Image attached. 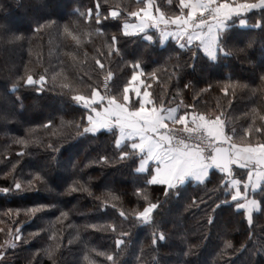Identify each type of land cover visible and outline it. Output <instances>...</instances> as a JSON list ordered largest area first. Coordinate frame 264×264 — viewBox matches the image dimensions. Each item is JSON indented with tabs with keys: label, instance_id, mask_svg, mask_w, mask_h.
<instances>
[{
	"label": "trees",
	"instance_id": "obj_1",
	"mask_svg": "<svg viewBox=\"0 0 264 264\" xmlns=\"http://www.w3.org/2000/svg\"><path fill=\"white\" fill-rule=\"evenodd\" d=\"M183 1L155 0L154 10L162 22H168L186 11L184 6L182 11L178 8ZM0 3L4 4L0 8V189H13L0 192V244L9 232H21L17 247L3 253L10 261L0 264H52L50 256L33 254L55 244L54 236L60 243L54 254L58 264L59 260L60 264H110L100 253H113L120 264H226L228 260L248 264L252 257L246 251L224 259L220 253L227 241L232 246L243 242L248 236L245 228L258 245L264 242V190L254 193L261 208L253 212V223L248 225L246 209L236 208L235 191H230L222 169L214 167L202 182L188 180L172 187L148 184L153 167L138 170L142 154L129 142L119 145L117 129L77 135L82 128L73 129L71 122L86 124L90 114L75 96L85 99L101 90L122 100L133 76L141 71L155 106L220 117L233 146L264 145V6L232 16L220 32L217 56L212 58L199 43L174 39L163 43L155 25L147 30L151 38L146 33H125L124 25L140 17L129 13L144 8L147 0ZM113 11L118 15L114 17ZM45 20L53 23L45 26ZM21 32L24 40L17 39ZM26 68L32 70L34 82H17ZM45 69L56 74L55 85L43 75ZM105 77L110 79L108 90L103 89ZM235 83L246 87L231 89ZM50 120L60 135L49 137L40 128ZM53 124L47 127L50 132ZM29 128L36 129L39 143H30L27 149L13 143V137L25 136ZM66 136V142L60 139ZM44 143L59 145V151ZM250 168L233 163L232 175L246 181ZM36 172L45 176L46 188L34 181L33 187L15 189L14 181L26 185ZM74 182L88 191H69ZM149 201L157 204L151 221L138 222L135 211ZM39 204L49 207L30 215L28 210ZM122 209L126 216L120 215ZM92 224L97 227H89ZM32 232L39 234L28 237ZM117 239L125 243L118 246ZM255 259L256 264H264V253Z\"/></svg>",
	"mask_w": 264,
	"mask_h": 264
},
{
	"label": "crops",
	"instance_id": "obj_2",
	"mask_svg": "<svg viewBox=\"0 0 264 264\" xmlns=\"http://www.w3.org/2000/svg\"><path fill=\"white\" fill-rule=\"evenodd\" d=\"M204 1L196 0V4L188 7L190 12L188 11L184 15L173 18L168 22L161 21L153 24L160 28L163 43H166L169 39L188 44L199 43L204 52L210 57L215 58L217 56L219 35L227 26L228 20L226 19L240 14H231L227 18L219 17V20L217 18L216 20L194 25L188 16L204 9V6L209 3H204ZM263 6L264 0H260L257 3L240 5L238 12L245 14ZM233 9L231 8V10ZM143 15L146 19L151 20L160 14L155 15V10L153 9L151 13H144ZM178 21L180 23H177ZM218 21H222V23ZM243 22L246 21L243 20ZM210 23L213 25L211 32L207 28ZM126 24L129 25L127 30L125 29ZM126 24L124 25V31L127 34H147L148 29L141 23V17L136 22ZM194 32L202 35L192 37ZM165 33H167V36H165ZM147 37L151 38L149 34H147ZM190 37L192 38L190 39ZM202 39L204 42H202ZM141 73V71L135 73L130 85L126 87L124 99L122 100L106 96L101 90H95L91 97L84 99L85 105L91 104L94 106L93 108L86 106L90 110L89 115L102 113L111 123L110 127L101 126L98 131L102 129H117L118 144L123 145L129 142L133 149L142 154L139 163L140 171L146 172L152 166L153 176L151 179L155 183L166 184L168 187L185 183L188 180L202 182L210 177V173L215 166L213 165V153L209 149L183 145L179 146V148L185 150V155L180 156L176 151H169L170 149H177L178 146H175L172 141L169 142L163 139L164 135L160 133V129L165 125L186 123L198 128H205L226 145L232 146L233 163L240 166L251 164L246 180L248 183H253L254 187H258L260 182L264 181V148L253 149V147H248L253 149V151H249L231 145L223 122L219 119L210 120L205 115L195 112L183 113L178 106L169 108L155 106L151 100L150 92L145 87V81ZM135 104L137 106H133ZM169 109H178L176 119H168ZM257 169L259 170L257 171ZM180 171H187L183 181L169 186L168 180L174 179ZM234 182L239 188V182H242V180L235 177ZM241 191L253 192L251 188H248L247 184L244 185V188L241 187ZM238 199L241 200L242 204L244 203L242 198L238 197Z\"/></svg>",
	"mask_w": 264,
	"mask_h": 264
},
{
	"label": "snow or ice",
	"instance_id": "obj_3",
	"mask_svg": "<svg viewBox=\"0 0 264 264\" xmlns=\"http://www.w3.org/2000/svg\"><path fill=\"white\" fill-rule=\"evenodd\" d=\"M156 7H157V5L155 4V0H147L146 6L144 8L137 9V10H135L133 12H130L129 15H131V16L140 15L141 16V23L143 24V26L147 27V21H146V18L144 17V15H143V13H151L153 11V8H156ZM112 15L115 17V16L118 15V12L117 11H113ZM218 22L222 23V21H218ZM49 23H51V22H49ZM41 27H44V25H41ZM128 27H129V25L126 24L125 25V29L127 30ZM65 31H68L67 27H65ZM198 35H202V34H198V33L194 32L192 34V37H197ZM165 36H167V33H165ZM192 37H190V39ZM202 42H204L203 39H202ZM205 46H207V45L205 44ZM150 75L155 76L156 72L150 73ZM22 79H26L29 83H33L34 82V77L32 75V70L26 68L25 69V76ZM40 80L41 81L45 80V77L41 76ZM236 87H246V85L235 83V84H232L230 86L231 89H234ZM76 99L78 101H84V97L82 95H79V94L76 96ZM86 106L89 107V108H93L94 107L91 104H87ZM177 111H178V109H169L168 110V113H169L168 114V119H176ZM86 121H87L86 124H83V126H82V131H77V133H76L77 135H82L83 133H86V132L87 133H96V132H98V130H99V128L101 126H107V127L111 126L110 121H108L106 116L104 114H102V113H96L95 115H88L86 117ZM52 124H53V121H51V120L48 121V125H52ZM48 125H43V126L47 128ZM197 130L198 129H187V131H189L190 134H191L192 131H197ZM35 131H36V129L29 128L27 130L26 136L14 138V142L16 144L24 145V146H27V145H29L30 143H33V142L39 143L40 140L34 135ZM49 134L50 135H60V132H59V130L55 129V127H53V131L50 132ZM158 135H159V133H158ZM173 138L174 137L171 135L170 132H165L164 133L163 139H166L169 142H171V140ZM186 143L187 142L183 141L182 144H186ZM46 147L52 148V150L55 151V152H58L59 148H60L59 145L53 146L52 144H47ZM213 147H214V143L212 141H209V149H212ZM169 151H176L177 154L180 155V156L185 155V150L182 149V148H179V150L170 149ZM104 162H107V157L104 158ZM17 163H18V161H17ZM245 166L251 167V164H248V165H245ZM15 169H16V164L13 163L12 167H11V171L14 172ZM138 170H140V169H138ZM258 170L259 169H257V171ZM186 175H187V171H180L179 174L174 179H169L168 180L169 186L174 185L176 182L183 181V179L185 178ZM34 181L40 182L42 187L46 188L48 186L45 176L42 175L40 172H36L35 176L33 177V180L27 181L26 185H23L20 182L14 181L15 189L16 190H22V188H24V187H33L34 186ZM227 181L231 185L230 191H235L236 192V197L234 198L235 202H236V204H235L236 208L237 209H240V208L246 209L247 219H249L253 223V212L257 211V210H260V208H261V203H260V201L256 200L254 193H255L256 189L264 190V181H261L258 187H254L253 183H248L247 181H242V182H239V188L237 187V184L234 182L235 181L234 175H229L228 178H227ZM76 183H78V182H74L73 183V185L69 188V191H88L87 187L84 186V185H81L80 188H77L75 186ZM245 184H247L248 188H251L253 190L252 193H250L249 191H247V192L241 191V187H244ZM11 190H13V189H11V188H2V189H0V192H9ZM89 194H91L90 191H89ZM250 196L252 198H250ZM238 197L243 199V201H244L243 204L240 203V200L238 199ZM226 202L227 201H225V203ZM104 203L107 204L108 201L105 200ZM47 207H49V206L45 205V204H39V205H37V207L29 209L28 213L30 215H36L37 213L41 212L42 209H45ZM156 207H157V204L152 203L151 201H149L148 202V206L143 208V210L135 211L134 214L139 218L138 222L151 221V219H152L151 213L153 212V209H155ZM120 215L121 216H126L127 213H126L125 210L122 209L121 212H120ZM61 217H65L66 218L67 217V213L61 212ZM209 219H210V222H211L213 217L211 216ZM89 227L95 228V227H97V225L92 224V225H89ZM111 228H112L113 231H115L116 226L115 225H111ZM41 231H43V229H41ZM38 234L39 233H37V232H32V233L28 234V237H36V236H38ZM120 235L124 236L126 234L125 233H120ZM157 235L158 236H162L163 234L162 233H158ZM20 238H21V232H20L19 229H16V230L8 233V238L6 239V243L8 245H10V246L16 245L17 241ZM53 239H56L57 242L55 244H50L47 247V249H46L47 255L50 256V257H54V254L56 253V251L60 247V243H59L58 238H56L54 236ZM70 242L71 241H69V243ZM115 243L119 246V245H123L125 243V241L123 239H117L115 241ZM229 247H231V241H227L226 242L224 249H227ZM93 251H95V250L93 249ZM4 252H6L5 249L3 247H0V253H4ZM100 255H105L107 257V260L110 261V264H118L117 258L115 257V255L113 253H100ZM0 259H2V257H0ZM88 259H89V257L86 255L85 256V260H88Z\"/></svg>",
	"mask_w": 264,
	"mask_h": 264
},
{
	"label": "clouds",
	"instance_id": "obj_4",
	"mask_svg": "<svg viewBox=\"0 0 264 264\" xmlns=\"http://www.w3.org/2000/svg\"><path fill=\"white\" fill-rule=\"evenodd\" d=\"M0 8H4V4H3V3H0ZM178 8H179L181 11L183 10V3H182V2H181V3H178ZM177 14H178V13L173 12V15H177ZM81 15H83V13H81ZM49 22L53 23L52 21L45 20V22H44V23H45V26H47L48 24H50ZM177 23H180V22L178 21ZM212 27H213V25H212L211 23H210L209 25H207V28L209 29V32H211ZM17 39H18V40H24V39H25V37H24V35H23L22 32H21V34L17 37ZM33 72H34L36 75H41V73L37 72L35 69H33ZM43 75H47V76L49 77V83L55 85V83H56V78H57V77H56V74H55L54 72H51V73H50V72H48L47 69H45L44 72H43ZM22 78H23V76H22V77H18V78H17V82H18L20 79H22ZM13 86H15V85H13ZM75 91H79V90H75ZM74 99H76V96L74 97ZM86 122H87V121H86ZM71 123H72V127H73V129H80V128H82V126H83V124H81V123H79V122H74V121H72ZM63 124H64V121H63V119H61V125H63ZM53 127H56V125L53 124ZM40 128H41V129H42V130H43V131H44L49 137H51V135L49 134V133H50V130H49L48 128L44 127L43 124L40 125ZM26 133H27V132H25V136H26ZM21 137H22V136H21ZM14 138H18V137H13V143H15V142H14ZM60 139L66 142V141L69 139V137H68V136H66V137H61ZM58 143H59V141H58ZM117 143H119V141H117ZM182 143H183V141H180V142H179V144H181V145H182ZM33 144H35V142H33ZM46 145H47V143H44L43 146L46 147ZM23 146H24V145H23ZM28 146H29V145L24 146V148L27 149ZM177 150H179V145H178V147H177ZM124 155H127V154H124ZM154 183H155V181H153V180H151V179L148 181V184H154ZM145 199H148V197L146 196ZM247 223H248V225H251V224H252V222H251L249 219H247ZM245 231L248 232V236H247V238H246L243 242H239V243L237 244V246H232V245H231V247H229V248H227V249H223V250L221 251V253H220L222 259H224V258H228L230 255H231L232 257H234V256H236L237 254L246 251L247 254H249V255L252 257V259L248 261V264H256V259H255L256 255H257L258 253H264V242H260L259 245H258V243H257V238L253 237L252 234H251V232H250L248 229L245 228ZM70 241H71V240H70ZM70 243H72V241H71ZM0 247H3V248L5 249V251H7V248H8V247H11V248L15 249V248L17 247V244H16V245H13V246H10V245H8V244L6 243V241H5L4 244H0ZM46 249H47V247H44V248H41V249H37V252L34 253L33 256L35 257L37 254H42L43 256H48V255H47V252H46ZM13 255H15V254L13 253ZM122 255H123V252L120 253V256H122ZM0 257H2V259H0V261H10V259H7V258H5V257L3 256V253H0ZM50 258H51V260H52V264H58V258H57V257H50ZM117 261H118V264H120V258H119V257H117ZM59 264H60V260H59ZM226 264H231V261L228 260V261L226 262Z\"/></svg>",
	"mask_w": 264,
	"mask_h": 264
},
{
	"label": "built area",
	"instance_id": "obj_5",
	"mask_svg": "<svg viewBox=\"0 0 264 264\" xmlns=\"http://www.w3.org/2000/svg\"><path fill=\"white\" fill-rule=\"evenodd\" d=\"M216 17V13L213 10H208L202 14L196 21L204 22ZM110 87V79L105 77L103 79V89L108 90ZM187 129H198L197 131H192L191 134ZM165 132H170L174 137L171 141L175 146H193L200 149H209V141L214 143V146H224L226 145L223 141L219 140L216 136L211 134L205 128H195L189 126H177L168 125L160 129V133L164 135ZM180 141L187 142L186 144H179Z\"/></svg>",
	"mask_w": 264,
	"mask_h": 264
},
{
	"label": "rangeland",
	"instance_id": "obj_6",
	"mask_svg": "<svg viewBox=\"0 0 264 264\" xmlns=\"http://www.w3.org/2000/svg\"><path fill=\"white\" fill-rule=\"evenodd\" d=\"M206 2H209L206 4V6H204L205 8L200 10L199 12L197 13H194V14H189V19L191 20V23L194 24V25H198V24H201V23H205V22H209V21H212V20H219V17L220 18H227V16H231V14H242L241 12H238V9L240 8V5H244V4H248V3H253V2H246V1H242V0H230V1H221V0H205L204 3ZM193 4H196V0H184L183 1V6L184 8L186 9L185 12H183V14L181 15H184L186 14L188 11L190 12V10L188 9L189 6L193 5ZM236 6H239V7H236ZM230 8V9H229ZM231 8H234L233 10H231ZM154 9V8H153ZM208 10H213L215 13H216V17H214L213 19H210V20H207V21H204V22H200V21H196L197 18H199L202 14H204L206 11ZM144 14V13H143ZM244 14V13H243ZM155 15H158L156 12H155ZM180 15V16H181ZM223 15V16H222ZM161 16V15H159ZM154 17L153 19H146L147 21V29H150L152 27L153 24H155V22H161L162 21V18L161 17ZM225 16V17H224ZM234 16V15H233ZM141 17V16H140ZM230 18L226 19V20H229ZM202 48V47H201ZM204 51V50H203ZM130 85V84H129ZM208 119H219L223 122V125L225 127V123H224V120L220 117H209L207 115H205ZM170 125V124H169ZM173 125H177V126H187L186 123H176V124H173ZM165 126H168V125H165ZM209 131V130H208ZM226 132V131H225ZM211 134H213L211 132ZM227 134V132H226ZM214 135V134H213ZM215 136V135H214ZM228 136V135H227ZM229 138V143H231V138L228 136ZM231 145H233L231 143ZM236 147H238L236 145ZM248 147H253L254 148H264V145H253V146H242L240 147L241 149L243 150H249V151H253V149L251 148H248Z\"/></svg>",
	"mask_w": 264,
	"mask_h": 264
},
{
	"label": "water",
	"instance_id": "obj_7",
	"mask_svg": "<svg viewBox=\"0 0 264 264\" xmlns=\"http://www.w3.org/2000/svg\"><path fill=\"white\" fill-rule=\"evenodd\" d=\"M154 28H157V25ZM209 151L213 153V165L222 169L226 175H232L233 153L231 146H214Z\"/></svg>",
	"mask_w": 264,
	"mask_h": 264
}]
</instances>
